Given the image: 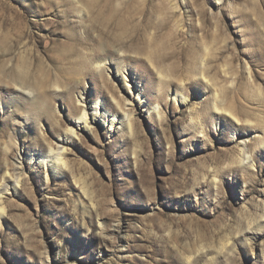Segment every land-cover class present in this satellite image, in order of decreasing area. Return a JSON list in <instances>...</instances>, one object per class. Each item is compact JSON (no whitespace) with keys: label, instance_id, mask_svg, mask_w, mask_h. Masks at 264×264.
I'll use <instances>...</instances> for the list:
<instances>
[{"label":"rangeland","instance_id":"rangeland-1","mask_svg":"<svg viewBox=\"0 0 264 264\" xmlns=\"http://www.w3.org/2000/svg\"><path fill=\"white\" fill-rule=\"evenodd\" d=\"M0 84V264H264V0H0Z\"/></svg>","mask_w":264,"mask_h":264},{"label":"bare ground","instance_id":"bare-ground-1","mask_svg":"<svg viewBox=\"0 0 264 264\" xmlns=\"http://www.w3.org/2000/svg\"><path fill=\"white\" fill-rule=\"evenodd\" d=\"M108 51L109 50H106L105 47H102V48H100L99 52L95 55V57L93 59V62H92V65L95 66V69L97 70V72H100L103 69H105L107 64H111V63L113 64V62H115V61H113L111 59L112 53L109 52L110 53L109 54ZM114 52L121 59L123 57H125L124 53H122V52H118L117 50H115ZM3 66H4V64H3ZM1 67H2V65H1ZM92 68H93V66H92ZM122 81H123V84L127 83L125 78H123ZM20 86H22V84H20ZM29 94H31V93H29ZM131 98L133 99V96L129 95V97L126 100L129 104L133 102ZM138 99H139V94L136 96V101ZM175 99H176V96H175L174 100ZM183 101H185V100H183ZM218 104H219L218 97L216 96V99H215V102H214V105H213V112L215 113V115H218L217 114L218 112H224V113L228 114L237 124L241 121L240 119H238V117L236 116V113L234 112V110L232 108H228V109H222L221 108L220 109L218 107ZM98 105H100V103H98V101H97L92 106H88L87 107V105H86L85 107L82 108V115L79 117V122H81L82 124H79V122H77V123L74 122L73 124H71L70 127L66 130L67 139H74L75 138V136H76L75 129L76 128L81 127V126H82L81 127L82 129L88 128L89 124H88V120H87V110H89L91 112L90 116L92 117V119H94L96 116H99L101 118V122L102 121L106 122L109 119V118L107 119V117L105 115V113L107 111H105L103 114L99 113ZM116 106H117L116 108H118V110L119 109L121 110V115L119 117V120L121 121V123L125 124L127 128L130 129L131 128V115L129 114V112H126V111L121 109L120 103H117ZM91 117H90V119H91ZM115 118L116 117L114 116L111 120L109 119L110 123L112 125L115 122ZM246 124H247L248 127H252V124L248 120L246 121ZM261 129L264 131L263 128H261ZM64 141H66V140H64ZM64 141L62 140L60 144H63ZM240 143H243L242 139L240 140ZM245 148H246V144H244V147H242V155H241L240 160L238 162L241 165H245L246 166V165H250L249 163H251L250 161H251L252 158H251V156L249 157V155L247 156ZM259 148L261 149V151H264V137H262V139H261V142L259 144ZM64 155H65V149L63 147H59L57 149H52V148L49 147V151H48V153L46 155H42V156H39L37 158L39 159L40 163L50 164V167L52 168V170H57V169H65L66 168V164H65V161H64ZM31 159H32V157H31ZM19 183H20V180H19V177H17L15 179V182H14V188L15 189H17ZM3 214H4V208L2 207V203H1V199H0V217H1V215L3 216Z\"/></svg>","mask_w":264,"mask_h":264}]
</instances>
